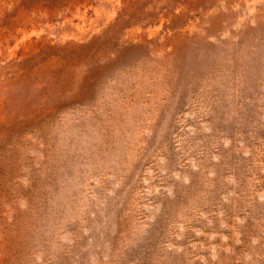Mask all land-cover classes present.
I'll return each instance as SVG.
<instances>
[{"label":"rangeland","instance_id":"obj_1","mask_svg":"<svg viewBox=\"0 0 264 264\" xmlns=\"http://www.w3.org/2000/svg\"><path fill=\"white\" fill-rule=\"evenodd\" d=\"M0 264H264V0H0Z\"/></svg>","mask_w":264,"mask_h":264}]
</instances>
